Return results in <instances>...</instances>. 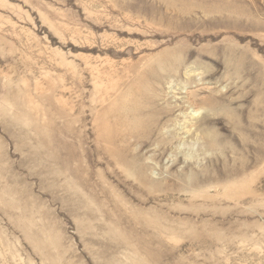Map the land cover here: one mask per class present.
Segmentation results:
<instances>
[{
    "label": "rangeland",
    "instance_id": "rangeland-1",
    "mask_svg": "<svg viewBox=\"0 0 264 264\" xmlns=\"http://www.w3.org/2000/svg\"><path fill=\"white\" fill-rule=\"evenodd\" d=\"M0 264H264V0H0Z\"/></svg>",
    "mask_w": 264,
    "mask_h": 264
}]
</instances>
